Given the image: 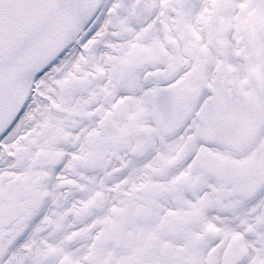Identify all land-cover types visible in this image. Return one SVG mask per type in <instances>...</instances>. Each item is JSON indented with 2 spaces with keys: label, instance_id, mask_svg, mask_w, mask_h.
<instances>
[{
  "label": "snow or ice",
  "instance_id": "obj_1",
  "mask_svg": "<svg viewBox=\"0 0 264 264\" xmlns=\"http://www.w3.org/2000/svg\"><path fill=\"white\" fill-rule=\"evenodd\" d=\"M0 264H264V0H0Z\"/></svg>",
  "mask_w": 264,
  "mask_h": 264
}]
</instances>
